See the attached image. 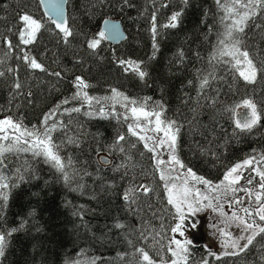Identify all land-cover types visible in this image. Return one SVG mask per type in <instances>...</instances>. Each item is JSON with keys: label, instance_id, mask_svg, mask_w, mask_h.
<instances>
[{"label": "trees", "instance_id": "trees-1", "mask_svg": "<svg viewBox=\"0 0 264 264\" xmlns=\"http://www.w3.org/2000/svg\"><path fill=\"white\" fill-rule=\"evenodd\" d=\"M130 2L133 7L121 10L120 0H106L85 11L84 0H68V25L76 35L70 38L71 47L66 48L51 21L41 15L37 0H0V70L5 72V76L0 77V118L11 117L13 122L20 121L27 129L45 128L44 117L66 97L72 96L76 91L72 82L76 76H81L91 85L86 89L90 96H111V89L116 88L138 101L150 97L148 104L163 101L166 116L184 124L177 148L183 169H191L211 184L220 182L228 168L246 158H261L264 154V118L251 134L238 129V135L233 136L232 133L236 109L244 99L253 100L258 109L264 108V73L257 72L255 80L249 83L240 75L234 60L229 63L231 57L217 54L209 63L217 45V33L224 30L220 20L224 12L217 9L215 0H190L186 8L181 0ZM181 8L184 11L177 28H159L162 33L157 38L159 52L155 59H150L153 49L149 28L153 12L159 26ZM24 14L45 25L36 34L35 42L28 45L21 44L19 40V30L24 23L19 17ZM106 18L120 20L125 39L116 45L102 40L93 55L85 41L100 32V25ZM229 22L227 19L224 21ZM256 24L264 25V15L257 14L242 35L250 55L254 60L260 58L255 61L259 64L260 60H264V27L257 28ZM2 37H7L15 46L7 56L5 53L9 49ZM178 50L185 53L182 63L176 57ZM25 53L42 62L49 71L61 72L62 79L30 69L22 59ZM118 60L144 61L150 73L147 85L133 73H126ZM8 68L13 71L8 72ZM209 73L212 74L210 87L199 93V104L210 105L211 98H215L216 104L214 108L198 110L203 113L200 116L203 122H214L220 146H212L211 152L202 153L194 145V140L203 144L205 149L210 146L204 137L189 135L185 118H191L190 109L197 106L198 77ZM14 80L22 84L16 95L12 88ZM73 105L80 106V102L65 104L59 114L53 112L49 117L48 126L53 119L58 125L52 132L54 142L62 145L60 154L64 158L71 157L76 168H87L93 173L99 169L100 175L112 185L111 193L97 203L87 196L69 191L42 157L15 150L5 153L4 172L16 173L19 169L25 180L20 182L16 175H11L8 182L18 186L11 190L5 221L0 222V227H18L22 218L28 220V224L25 231L12 236L4 264H64L68 257H79L81 264H91L93 257L97 258L96 264H148L139 250L149 255L152 264H170L174 256L169 239L176 214L168 204L165 183L160 179L151 152L138 137L129 136L136 147L127 146L131 155V159H127L125 153L111 149L110 145L118 134L128 133L129 120L124 121L121 116V122H117L112 118H90L73 113L72 117L79 122L75 123L64 111ZM104 106L108 112L122 113L115 100ZM233 108L234 111H226ZM88 110V105L82 107V112ZM213 117L214 121L211 120ZM65 131L67 136L78 141L79 146L68 143ZM10 143L14 147L27 146L8 141L3 146L7 147ZM122 162L125 166L119 170L108 166ZM32 172L39 178H29ZM85 183L89 185L87 191L93 190L90 177H85ZM144 187L148 191L141 193ZM129 188L135 189L138 194L136 203L123 199L125 190ZM36 192L39 196L33 195ZM81 204L95 212V215L89 213L85 217L96 226L90 232L78 227L79 218L72 215L73 205ZM32 208L37 212L34 220L27 216ZM114 218L125 223L126 227H111ZM104 224L110 227H99ZM36 227H42L43 231L37 233ZM34 244H38L37 251H33ZM187 250V259H179V264H199L204 259L208 264H264V233H257L253 244L239 255H216L202 244H190Z\"/></svg>", "mask_w": 264, "mask_h": 264}, {"label": "snow or ice", "instance_id": "snow-or-ice-1", "mask_svg": "<svg viewBox=\"0 0 264 264\" xmlns=\"http://www.w3.org/2000/svg\"><path fill=\"white\" fill-rule=\"evenodd\" d=\"M106 0H84L85 11H89L92 7H95L98 4L105 3ZM190 0H181L184 8L189 5ZM41 3H44V0H41ZM67 3V0H62L60 7L53 13V15L57 18L51 20V23L55 25L59 32L57 36L60 38V42H62L66 48L71 47V40L70 38L74 37L76 33L73 29L68 25L67 19L64 17L63 12V4ZM49 4L51 6V0H49ZM215 4L218 10L224 12V15L221 16L220 20L223 24L224 30L222 32L217 33V45L214 46V51L212 56L209 59V63H212V58L217 57V54L220 57L229 56L231 57V61H235L237 64L241 63V58L244 62H246L248 71L250 75H245L244 72H241L240 75L243 76L245 80L249 83H252L255 80V76L257 72L264 73V60H260L259 64L255 61L259 60V57L254 58L250 55V52L244 46V38L242 33H244L245 28L249 27V22L257 16V14L264 15V0H215ZM239 5V7H237ZM119 6L121 10L124 7H133L130 0H120ZM4 7H7L6 5ZM184 8H181L179 11H174L172 15L168 18L167 22L158 26L157 24V16L156 13L153 12L151 17L150 23V34L152 38V56L150 59H155L157 53L159 52V43L158 37L162 35L159 31V28H171L175 29L181 23L182 15ZM21 21H23V28L19 30V40L21 44L28 45L32 44L36 40V34L45 27L42 21L34 19L29 14H24L19 17ZM225 19L229 20V23H224ZM110 24L109 21H105V25L108 26ZM257 28L264 27V25L256 24ZM9 31H12L9 29ZM211 31V29L209 30ZM109 35L113 38H116L121 35L119 31V26L116 24H111L108 31L102 29L96 36L86 39L87 48L92 50V54H95V50L100 45L101 41L106 39ZM4 43L7 45L9 52L5 53V55H9L10 52L14 49V45L12 44L11 40L7 37H2ZM176 57L182 63L185 58V53L183 50H178L176 53ZM25 64L33 70H39L42 73H45L49 76L56 78L57 80L62 79V73L59 71H49V69L42 63L37 62V59L34 57H30L29 54L25 53L22 57ZM77 62H80L77 60ZM2 63V61H0ZM117 63L124 69L126 73L131 72L133 73L141 82L147 85V81L150 77V73L148 68L145 66L144 61H134V60H118ZM12 68H8V72H12ZM211 73L208 75H200L199 85L197 88L198 96H197V106L190 109L192 116L191 118H185V122L188 125V132L191 136L199 135L204 137L205 142L210 146L209 148L205 149L203 144H200L198 141H193L196 148H198L202 153L203 152H211L212 146L219 147V143L216 140V128L214 122L205 123L200 119V116L203 114L202 111L198 109H202L204 107H215L216 101L215 98L212 99V103L210 105H200L199 100L200 96L199 93L204 92L206 87H210V77ZM5 76V72L0 70V77ZM191 83V81H190ZM73 87L76 91L72 94L71 97H66L62 100L59 104L55 106L53 112L60 113V109L65 104L72 103L73 101H79L80 106L73 105L71 108H65L64 111L69 114L70 121L79 123L75 121L72 117V114H82L85 117H100L103 119H116L117 122H121L120 118L123 116L124 121L128 120V113H131V118L134 123L128 124V133L127 134H118L110 145V148L121 153H125L127 159H131V155L129 153L128 147L135 148L136 145L131 143L129 140V136H136L140 141L144 142V147L149 152H155L157 147H163V145L167 144L169 147V155L170 160L173 161L175 164L179 165L181 168H184V165L179 160L177 155V148H178V138L181 134V129L184 127V124L174 120L169 119L166 116V106L163 101H155L152 104H148L147 101L151 98H146L144 101H138L136 99H132L128 96H125L121 93L118 89L112 88L111 89V96H104V97H94L90 96L89 93L86 91L91 85L86 82L81 76H76L72 82ZM13 94L16 95L22 89V84L18 80H14L12 84ZM31 93H29L30 95ZM123 98V101L126 103L124 104L125 112L120 113L116 111L108 112L105 110L104 105L109 103L110 101H117L119 102L120 98ZM206 99L209 97L205 96ZM95 104L101 105L99 108L95 107ZM84 105H88L89 110L82 112V107ZM243 107L250 111H244L243 113L239 114V119L234 120V130L232 135H238L237 129L240 132L249 133L251 134L254 129L259 127V123L262 118H264V108L258 109L256 103L251 99H244L243 100ZM147 109V110H146ZM235 109H226V111H234ZM53 112H49L48 115L44 117V124L46 125L43 129H27L24 128L20 121L13 122L11 117H8L5 120H0V124L3 125H10L13 129L20 131V136L16 138L15 144L19 145L21 139L24 137L31 138L30 146H21V147H14L13 144H9L7 147L0 146V222L5 221V213L8 206V201L11 195V190L18 185L16 183L8 182L10 180L11 175H16L17 180L23 182L25 177L23 174L19 173V169H17L16 173L11 172H4V167L7 161V157L5 153L12 152L15 150L16 152H31L33 157H42L44 163L48 164L55 172L58 174V179H61L64 183V186L71 192H77L82 196H87L90 200H94L97 203L100 202L101 198L107 196L111 193L112 185L107 183L102 175L99 173V169L95 173L88 171L87 168H76L73 164V159L71 157L64 158L60 154V150L62 145L56 144L54 142V138L52 136V132L57 129V121L53 119L52 124L50 126L47 125V121L49 117L53 115ZM154 118V120H153ZM144 120L149 125V130L155 132L157 135L155 136H147L141 135L140 132L137 131L139 128L143 131L145 125L141 123V120ZM214 121V117L211 118ZM153 123L155 127H152ZM61 128H64V125H60ZM162 133L163 135H159ZM65 137L68 143H73L79 146L78 141L73 139L70 136H67V132L65 131ZM208 137H212L209 139ZM3 139H7V137H2ZM149 141L152 142V146L149 147ZM28 143V141H26ZM264 159V154L261 156ZM255 157L248 159L246 158L242 163H237L234 166L228 168L223 176V180L220 184L215 185V187L219 190L221 188L224 189L225 194L231 193L235 194L237 191H243L248 195H251V190L244 187L243 184H239L242 179H246L247 184H253V177L248 176L244 177L241 169L245 166L252 164V161ZM105 163H107L105 161ZM160 165H163L164 161H158ZM109 167H114L116 170H119L120 167H124V163L122 162L120 165H108ZM134 166V165H133ZM160 171V179L165 183V189L170 194L168 196V204L171 205L175 209L176 215L180 217L181 220L185 217V207H187L188 212H193V202L199 203L197 198L192 197V189L188 183V177H191L193 180L198 181L199 183L209 185L210 182L204 180L202 177H198L191 169H188L185 175L184 184L182 187L183 195L179 193L172 194L173 187H179L176 185H172L171 187L168 184V181L165 176V170L163 167L159 168ZM170 171L168 173L170 177ZM257 175L259 176V186L261 189H264V169L257 170ZM39 178L35 172L30 174L29 178ZM85 177H90L93 181V190L87 191L89 185L85 183ZM96 181H99V184H96ZM47 183V181H46ZM148 189L146 187L141 189V193L147 192ZM34 196H39V193H33ZM190 198H192L190 200ZM123 199L126 202L136 203L138 200V194L136 193L135 189L129 188L125 190L123 194ZM206 199V197H205ZM257 201V210L255 211V216H258L260 220H264V201L261 200V196H256ZM233 202L230 200V203ZM235 202L244 205L246 202L240 198L236 197ZM107 211V210H105ZM241 211L247 214L250 218L253 217V212L249 209V207L242 206ZM95 215V212L87 207L86 205H73L72 215L79 218V225L78 227H82L85 229L86 232H90L93 230L94 226L90 221L86 220L85 217L89 214ZM37 212L35 208H32L28 213L27 216L29 218L36 217ZM223 215V213H221ZM235 215V214H233ZM240 223L244 225L242 231L249 232L247 236L245 235H238L236 236L233 247L238 249V251L231 252V255H239L241 252H244L248 249L249 245L253 244V240L256 237L257 233H264V226L256 224L255 219H252L251 223H247L240 219ZM28 224V220L21 219L18 227H11V228H3L0 227V264H4V260L6 258V254L11 247L12 243V236L20 231L26 230V225ZM255 225V226H254ZM102 229H108L110 226L108 224L100 225ZM111 227L115 229H123L126 227L125 223L119 221L118 218H114V222ZM179 228V225L177 226ZM177 229L174 228L172 231H176ZM35 231L37 233L42 232V227H36ZM239 241H246L244 244H240ZM172 243L176 244V249H171L172 255L176 256L177 251L181 252V258L186 260L187 259V248L181 247V242L176 240ZM190 243V242H187ZM38 250V244L33 245V251ZM143 253L144 261H148V264H152V261L149 258V255L143 250H139ZM81 253L80 255H83ZM212 253H209L211 255ZM96 259L93 257L91 259V264H96ZM64 264H81L79 257L66 258ZM171 264H179L178 260H172ZM199 264H208L206 259L201 260Z\"/></svg>", "mask_w": 264, "mask_h": 264}, {"label": "rangeland", "instance_id": "rangeland-1", "mask_svg": "<svg viewBox=\"0 0 264 264\" xmlns=\"http://www.w3.org/2000/svg\"><path fill=\"white\" fill-rule=\"evenodd\" d=\"M235 64L239 73L244 72L245 75H250L247 64L242 58L241 63L237 64L235 62ZM125 103L126 102L123 101V99H119V109L122 113L125 112ZM94 105L98 108L100 107L99 104L94 103ZM244 111L250 110L245 109L242 104L236 109L235 119H239V114L243 113ZM5 119L7 118H0V120ZM128 120L129 123H134L131 118V113H128ZM141 123L145 125L143 131H141L139 128L137 129L141 135H147L149 137L157 135L155 132L149 130V125L146 121L142 119ZM152 127H155L154 123ZM20 134L21 133L19 130L13 129L10 125L0 124V146H3L5 141L12 143L15 142L16 138L20 136ZM159 135L162 136L163 134L160 133ZM2 137H7V139H3ZM30 140L31 138L24 137L21 139V143L30 146ZM26 141H28V143H26ZM151 146L152 142L149 141V147ZM151 154L153 163L158 171L159 176V168L163 167L169 186H179L173 187L172 194L179 193L180 195H183L182 187L185 180L184 173H186L187 170L181 168L179 165L170 160L168 145L165 144L163 147H157L156 151L151 152ZM161 160L165 162L163 165L158 163V161ZM263 165L264 159L257 158L252 161V164L241 169V172L245 178L248 176L253 177L252 185L247 184L246 179H242L239 182V184H243L244 187L251 190V195H248L243 191H237L234 195L231 193L225 194L223 188L218 190L215 187V185L220 184L223 179L216 184L210 183L209 185H205L193 180L191 177H188V183L192 189V197L199 200L198 204L193 202V209L198 210L188 212L187 207H185V217L183 220H181L180 217L176 215L172 229L176 228L177 230H171L169 239L170 248L176 249V244L172 242L178 240L181 242L182 248H187L190 244H202L208 250L216 253V255H225L234 251H238V249L233 247V242L236 236H247L249 234V232L242 231L244 225L240 223V219L243 218V220L247 223H251L252 219H255L256 224L262 226L264 225V220H260L258 216H255V211L257 210L256 196L260 195L261 200L264 201V189L260 188L259 176L257 175V170L262 169ZM169 170H171V178L168 176ZM169 194L170 193L166 191L167 199ZM236 197L242 198L246 203L241 205L240 203L235 202ZM191 199L192 198H190V200ZM230 200L233 202L230 203ZM242 206L249 207V209L253 212V217L250 218L247 214L241 211ZM221 213H223V215H221ZM178 225L179 228H177ZM239 243L244 244L246 241H239ZM181 255V252L177 251V255L174 256V260L181 259Z\"/></svg>", "mask_w": 264, "mask_h": 264}, {"label": "water", "instance_id": "water-1", "mask_svg": "<svg viewBox=\"0 0 264 264\" xmlns=\"http://www.w3.org/2000/svg\"><path fill=\"white\" fill-rule=\"evenodd\" d=\"M37 1L40 7L41 14L45 19L51 21L52 19L57 18L53 15V13L60 7L62 0H51V6L49 4V0H44L43 4L41 3V0H37ZM63 12H64V17L67 19V3L63 4ZM105 21H109L110 24L106 26ZM67 23H68V19H67ZM111 24H116L119 26V31L121 35L116 38H113L111 35H109L104 40L108 42L109 44L116 45V44L121 43L125 39V32L123 30L122 24L119 19H110V18L104 19L100 25L99 31H101L102 29H104L105 31H108ZM53 27L56 31L59 32V29H57L54 24H53ZM102 161L105 162L103 158H102Z\"/></svg>", "mask_w": 264, "mask_h": 264}, {"label": "bare ground", "instance_id": "bare-ground-1", "mask_svg": "<svg viewBox=\"0 0 264 264\" xmlns=\"http://www.w3.org/2000/svg\"><path fill=\"white\" fill-rule=\"evenodd\" d=\"M42 15V14H41Z\"/></svg>", "mask_w": 264, "mask_h": 264}]
</instances>
